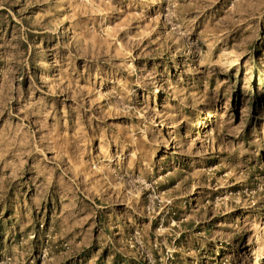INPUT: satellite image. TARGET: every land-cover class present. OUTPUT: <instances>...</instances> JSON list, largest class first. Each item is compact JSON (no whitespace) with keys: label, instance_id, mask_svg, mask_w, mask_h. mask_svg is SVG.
Returning a JSON list of instances; mask_svg holds the SVG:
<instances>
[{"label":"rangeland","instance_id":"1","mask_svg":"<svg viewBox=\"0 0 264 264\" xmlns=\"http://www.w3.org/2000/svg\"><path fill=\"white\" fill-rule=\"evenodd\" d=\"M0 264H264V0H0Z\"/></svg>","mask_w":264,"mask_h":264}]
</instances>
